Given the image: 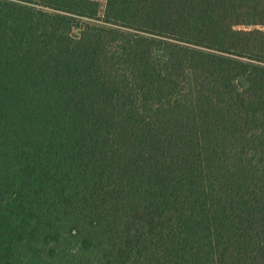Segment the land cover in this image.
<instances>
[{
	"label": "trees",
	"instance_id": "1",
	"mask_svg": "<svg viewBox=\"0 0 264 264\" xmlns=\"http://www.w3.org/2000/svg\"><path fill=\"white\" fill-rule=\"evenodd\" d=\"M100 1L0 0V264H264V0Z\"/></svg>",
	"mask_w": 264,
	"mask_h": 264
},
{
	"label": "rangeland",
	"instance_id": "2",
	"mask_svg": "<svg viewBox=\"0 0 264 264\" xmlns=\"http://www.w3.org/2000/svg\"><path fill=\"white\" fill-rule=\"evenodd\" d=\"M100 4H101V8H100V13H99V16H103V13H104V7H105V1L104 0H101L100 1ZM77 20L81 21V22H88V23H91V24H99L100 21L99 20H90V19H85V18H78ZM71 34L72 35H77L78 34V29L77 28H74L72 31H71Z\"/></svg>",
	"mask_w": 264,
	"mask_h": 264
}]
</instances>
